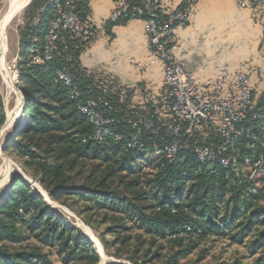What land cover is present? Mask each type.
I'll list each match as a JSON object with an SVG mask.
<instances>
[{"label": "trees", "instance_id": "obj_1", "mask_svg": "<svg viewBox=\"0 0 264 264\" xmlns=\"http://www.w3.org/2000/svg\"><path fill=\"white\" fill-rule=\"evenodd\" d=\"M87 1L73 0V6L81 17L89 19ZM132 2L140 4L141 0ZM158 14L164 16L160 10ZM26 15L20 30L19 55L26 120L15 131L21 140L10 144L19 155L42 161V175L50 197L56 200L62 195L76 196L97 210L121 216L119 220L136 219L147 232L180 245L185 240L195 242L211 236H230L239 241L250 238L249 249L260 252L259 261L264 264V205H261L264 204V180L252 193L251 182L243 174L237 178L215 166L216 173L209 175L192 154L194 137L183 138L184 148L173 161L153 154V142H160L150 130L141 129L144 150L129 147L135 133L133 124L139 126L153 114L151 100L163 97L165 91L162 89L157 97L135 101L134 89L122 87L110 75L85 69L80 56L95 39L93 26L92 35L86 38L61 33L62 39L52 60L28 66L29 51L34 46L32 39H37V47H43L53 9L46 0H32ZM112 26L109 22L108 33ZM260 46L264 49L263 35ZM62 67L68 68L73 77V86L78 91L75 100L70 99L69 88L55 82L56 73ZM252 94L256 110L262 112L264 91L260 94L252 90ZM88 99H100L110 108L105 110L111 123L101 142L90 139L95 127L78 110ZM2 119L0 113V122ZM172 121L166 113L163 123ZM163 123L154 126L159 136L165 135ZM116 136L121 140L117 141ZM246 147V142L237 143L232 152L255 157L256 153ZM79 162L93 165L85 182L76 185L63 172L65 164L74 169ZM146 170L152 173L144 181L143 177L148 176L144 173ZM142 184L148 186L147 191L142 189ZM137 188L141 191L134 192ZM149 193L156 204L150 205L151 213H146L147 207L141 201ZM23 232L34 234L39 242L57 249L63 264L98 262L92 243L64 221L27 181L14 176L0 194V243H22L28 238ZM0 264L48 262L34 251L10 253L0 246Z\"/></svg>", "mask_w": 264, "mask_h": 264}, {"label": "built area", "instance_id": "obj_2", "mask_svg": "<svg viewBox=\"0 0 264 264\" xmlns=\"http://www.w3.org/2000/svg\"><path fill=\"white\" fill-rule=\"evenodd\" d=\"M53 9V18L43 37V47L34 46L29 51L27 64L50 61L67 32L77 38L92 35L90 20L81 17L73 6V0H46ZM240 8L248 5L260 15L264 37V0H235ZM198 0H182L181 5L160 16L158 11L162 0H116L109 14V22L115 26L122 21L144 20L145 35L151 45L149 61L158 65L162 73L161 87L165 95L151 100L155 109L153 114L135 130L129 147L144 150L141 129L152 131L160 144L153 142L152 151L156 156H164L173 161L184 148L183 138L194 137L192 154L200 167H205L209 175L216 173L219 166L235 177L245 175L251 182V192L255 193L264 180V110L258 112L252 94L250 72L246 64H239L234 72L228 66L216 69L211 92L203 95L195 76L177 58L179 32L188 27L193 9ZM15 78L20 77V68L15 70ZM55 82L69 88V97L77 99L78 91L73 86V77L66 67L56 73ZM107 104L100 99H88L78 107L80 113L95 127L90 138L101 142L111 120L106 116ZM169 113L171 123H163ZM163 123L164 136L157 135L154 126ZM170 140H167L166 138ZM116 140L121 138L116 136ZM246 142L247 149L256 153L255 157H242L232 152L234 145ZM231 149V151H230ZM228 173L226 174V177Z\"/></svg>", "mask_w": 264, "mask_h": 264}, {"label": "rangeland", "instance_id": "obj_3", "mask_svg": "<svg viewBox=\"0 0 264 264\" xmlns=\"http://www.w3.org/2000/svg\"><path fill=\"white\" fill-rule=\"evenodd\" d=\"M27 1L29 2V0ZM28 6L8 26L6 44L1 48V53L4 55V67L8 76L4 77L0 72L2 102L0 113L3 114V119L0 122V178L4 176L7 166L14 170L12 169L10 176L0 183V194L4 192L14 176L27 181L64 221L82 233L92 243L98 257L97 264H260L259 259L262 255L258 251L251 252L249 249L250 238L239 241L231 239L230 236H211L195 242L185 240L180 245L172 240L147 232L136 219L122 218L119 220L121 216L112 212L105 213L103 210H97L91 203L81 201L76 196L62 195L56 200L50 197V189L42 175V161L19 155L10 144L11 141L21 140V137L15 135V131L21 129L26 120V102L20 90L21 82L15 78V70L19 68L20 30L24 26ZM5 10L6 0H2L0 1V16ZM248 34L254 36L249 40L251 45L252 42L256 41L257 33L256 30H250ZM259 47V58L264 62V49L260 45ZM252 61L251 58H248L246 66ZM8 77L11 79L9 84ZM113 78L119 85H122L116 77ZM140 81L141 84L132 89L136 90L139 87L138 91L144 96L143 98L149 99L161 94V91L156 90L152 82ZM22 142L25 143L26 141L23 140ZM90 163L83 165L79 162L74 169H69L68 165L65 164L64 177L76 185L83 184L88 177L90 166L93 165L92 162ZM144 173L148 176H144L143 180L150 179L148 173L152 172L146 170ZM143 187L144 190L148 189V186L144 184H142V189ZM137 191H141L140 188L134 190V192ZM128 195L132 197V195ZM152 199V193H149L141 201V205L147 207L146 213H151L150 205L156 204ZM115 219H118L119 222ZM23 233L28 238L22 243L8 244L3 241L0 246L8 249L10 253L34 251L44 256L48 264H63L61 256L57 254V249L39 242L34 234Z\"/></svg>", "mask_w": 264, "mask_h": 264}, {"label": "crops", "instance_id": "obj_4", "mask_svg": "<svg viewBox=\"0 0 264 264\" xmlns=\"http://www.w3.org/2000/svg\"><path fill=\"white\" fill-rule=\"evenodd\" d=\"M115 1H87L95 39L80 56L81 65L89 71L116 77L125 88H135L144 80L162 91L160 68L149 61L151 45L145 35L144 20L121 22L108 33L109 14ZM181 2L162 0L160 11L168 13ZM250 30L257 33L251 45L249 40L254 36L248 34ZM261 38L260 15H256L252 6L240 8L235 0H198L190 24L179 32L175 54L195 76L203 95L211 92L218 67L228 66L234 72L239 64H246L251 58L252 63L247 64L251 88L261 94L264 91V62L259 58ZM138 88L135 101L144 99Z\"/></svg>", "mask_w": 264, "mask_h": 264}, {"label": "bare ground", "instance_id": "obj_5", "mask_svg": "<svg viewBox=\"0 0 264 264\" xmlns=\"http://www.w3.org/2000/svg\"><path fill=\"white\" fill-rule=\"evenodd\" d=\"M27 0H6V10L3 13L2 16H0V72L4 77L8 76L7 70L4 67V61H3V56L1 53V48L4 47L6 44L5 39H6V31L12 20L25 9V7L28 5ZM5 3V2H4ZM4 5V4H3ZM3 12V11H2ZM8 84L9 81L11 80L10 77H8ZM13 168H8L5 170L4 176L0 178V183L7 179L10 176V171H12ZM14 170V169H13ZM11 178V177H10Z\"/></svg>", "mask_w": 264, "mask_h": 264}, {"label": "water", "instance_id": "obj_6", "mask_svg": "<svg viewBox=\"0 0 264 264\" xmlns=\"http://www.w3.org/2000/svg\"><path fill=\"white\" fill-rule=\"evenodd\" d=\"M31 1H32V0H30V2L28 3V5L31 3ZM28 5H27V6H28Z\"/></svg>", "mask_w": 264, "mask_h": 264}]
</instances>
